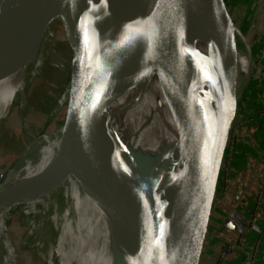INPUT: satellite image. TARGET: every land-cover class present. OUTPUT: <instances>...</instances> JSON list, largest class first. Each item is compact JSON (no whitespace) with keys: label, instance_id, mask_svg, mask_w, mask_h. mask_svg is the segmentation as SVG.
Returning <instances> with one entry per match:
<instances>
[{"label":"water","instance_id":"95a60500","mask_svg":"<svg viewBox=\"0 0 264 264\" xmlns=\"http://www.w3.org/2000/svg\"><path fill=\"white\" fill-rule=\"evenodd\" d=\"M9 1L0 0V29L6 31L0 34V67L10 62L5 74L32 57L28 68L33 53L41 50L57 22L71 52L69 79L61 95L66 90V99L59 110V122L64 123L62 144L54 164L25 190L27 197L54 190L74 171L97 203L108 210L114 227L109 240L117 262L210 264L241 106L235 26L224 0H134L136 18L131 36L120 51L110 43L123 20L122 0L99 11L91 8L90 0H35L31 28L22 39L23 48L14 56L11 46L21 37L18 29L15 33L6 30L17 8L6 10ZM93 1L96 7H103L98 0ZM193 26L207 31L206 58L187 47L185 31ZM156 68L173 98L183 141L144 154L149 156L145 162L147 219L140 235L129 237L124 231L125 211L139 153L124 146L111 124L98 113L103 93L95 91L94 82L125 71H133L139 81ZM202 83L210 87L200 94L196 85ZM50 212L51 208L45 215ZM47 219H41L43 226ZM35 220L39 221V216ZM222 224L234 230L227 217ZM31 230L28 220L5 230L8 260L23 250L34 235H30ZM98 240L96 233L92 252ZM83 242V238L63 241L60 264H87L83 255L85 249L90 250Z\"/></svg>","mask_w":264,"mask_h":264},{"label":"bare ground","instance_id":"6f19581e","mask_svg":"<svg viewBox=\"0 0 264 264\" xmlns=\"http://www.w3.org/2000/svg\"><path fill=\"white\" fill-rule=\"evenodd\" d=\"M90 1V6L94 11L103 10L105 7L111 8L118 2L121 3L120 0H98L103 6L98 8L93 0ZM122 2L123 20L111 36L110 43V47L116 51H120L131 36L132 21L136 18L135 11H137V4L134 0H122ZM15 7H17L16 15L6 29L10 33H15L17 29L20 32L19 37L21 38L16 43L13 41L11 46L15 48L12 50L13 56L24 46L22 39L28 35L31 28L35 0H10L6 10ZM5 32L4 28L0 29V34H5ZM236 35L238 37V34ZM185 36L187 47L200 57L206 58L207 31L193 26L185 31ZM238 38L243 43L242 37ZM40 52L39 49L33 53L32 62L37 59ZM31 59L32 57L8 74L4 72L9 66V61L0 67V123L23 93L27 76L26 65ZM236 66L240 72H245L248 67V60L240 51L236 53ZM209 87L207 83L196 85L200 94H203ZM94 88L96 92L103 93L98 113L111 124L124 146L131 152L139 153L129 189L124 222L125 234L129 237H136L137 234L140 235L139 231L142 227L145 228L147 219L145 172L149 156L144 154L149 155L150 152L157 151L161 147L183 141L179 117L159 68L154 69L139 81L135 79L133 71L101 78L94 82ZM64 95L59 98L46 122L48 126L56 124L57 127L50 134L36 137L17 158V167L9 173H3L0 177V264H20L21 262L18 256L8 260L11 258L8 255L9 245L5 237V230L13 226L16 217L20 216L22 220H28L32 224L30 235H36L49 222H53L54 225L59 222V233L48 253L47 264H60L63 241H67L68 238L74 240L83 238V243H86L90 250L87 252L85 249L83 255V261L87 264H120L111 250L109 236L114 234V227L109 219L108 210L106 206L102 208L97 203L74 171H70L54 190L38 197L20 196L16 199L18 201L7 206L19 194V191L22 190L21 194L30 188L54 164L64 133V123L58 122L59 108L66 99ZM20 198L22 199L19 200ZM106 199L108 202L111 199L110 191ZM50 208L52 212L45 215ZM37 216L40 218L39 221L35 220ZM42 218H48L47 221H49L44 226L41 223ZM37 228L40 229L37 230ZM96 233H99V240L95 252H92ZM78 258H76L77 261Z\"/></svg>","mask_w":264,"mask_h":264},{"label":"rangeland","instance_id":"374dc122","mask_svg":"<svg viewBox=\"0 0 264 264\" xmlns=\"http://www.w3.org/2000/svg\"><path fill=\"white\" fill-rule=\"evenodd\" d=\"M224 3L235 26L234 41L237 50L248 60L247 69L245 72H240L241 106L239 117L243 118V115L247 114L246 118L251 119V113L256 110L259 114L256 119L261 120L264 116V103L263 106L258 105L255 109L247 108L250 107V103H253L254 93L257 92L259 95L258 89L264 90V60L262 59L261 63L260 59V54L264 51V43L256 52L251 44L252 41L260 38L258 36H261L264 30V0H224ZM252 6L254 8L251 9ZM61 29L62 26L59 22L51 27V33L47 35L42 44L39 56L27 68L23 93L0 123V177L8 168H12V171L17 167V158L36 137L50 134L57 127L56 124L48 126L46 122L55 109L69 79L71 52L62 37ZM236 34L238 37H242L243 43ZM260 78L263 83L261 86H257ZM242 108H246V113H242ZM252 118L254 117L252 116ZM24 192L25 190L15 196L7 206L18 201L16 199L20 196L28 195V192ZM21 220V216L16 217L14 224ZM58 229L59 222L57 225L49 222L40 232L31 236L18 255L20 264H47L48 253L56 241Z\"/></svg>","mask_w":264,"mask_h":264},{"label":"crops","instance_id":"0c3cea01","mask_svg":"<svg viewBox=\"0 0 264 264\" xmlns=\"http://www.w3.org/2000/svg\"><path fill=\"white\" fill-rule=\"evenodd\" d=\"M241 110L242 113L247 111L246 108ZM251 115L256 114L252 112ZM263 129L264 124L259 127L248 120L236 139L229 179L211 242L210 264L217 261L219 264H264V199H259V193L264 194ZM234 208L254 221L256 227L247 228L241 236L224 227L222 222L226 214ZM225 243H233L235 247L220 258L219 252Z\"/></svg>","mask_w":264,"mask_h":264},{"label":"built area","instance_id":"2783aa9c","mask_svg":"<svg viewBox=\"0 0 264 264\" xmlns=\"http://www.w3.org/2000/svg\"><path fill=\"white\" fill-rule=\"evenodd\" d=\"M264 52V51H263ZM262 52V53H263ZM261 53V54H262ZM260 54V59H261V63L263 62L264 60V54L261 55ZM263 59V60H262ZM262 79H258V82H257V86L258 85H262ZM254 114L256 115H259L258 114V111L254 110ZM261 116V115H260ZM251 118V117H250ZM251 121V119L249 118H240L238 119V129H237V138L240 136L241 132H242V129L244 127V123L247 122V121ZM264 198V194L262 192L259 193V199H262ZM234 225V230L235 232L241 236L245 233V231L247 230V228H251V229H254L256 227L254 221H252L251 219L247 218L242 211H240L239 209L237 208H234L232 210H230L226 216ZM235 247V245L233 243H225L222 248H221V251L219 252V257H224L227 253V251L233 249ZM215 264H219V262L217 261Z\"/></svg>","mask_w":264,"mask_h":264},{"label":"trees","instance_id":"16d2710c","mask_svg":"<svg viewBox=\"0 0 264 264\" xmlns=\"http://www.w3.org/2000/svg\"><path fill=\"white\" fill-rule=\"evenodd\" d=\"M252 8H254V6H252L251 7V9ZM252 11V10H251ZM264 23V22H263ZM258 37H260L259 39H256V40H254L251 44H252V46H253V50L256 52V50H258V48L260 47V46H262L263 45V43H264V30H263V33L261 34V36H258ZM254 90H256L257 91V89H254ZM253 91V90H252ZM258 91H259V95H257V92L256 93H254V99H253V103H250V108H253V109H255V107H257L258 105H262L263 106V103H264V90L261 88V89H258ZM252 116L254 117V118H252ZM251 116V119H253V120H251L250 122H251V124L252 125H258L259 127H261V125L264 123V119H261V120H257L256 119V117H257V115H252Z\"/></svg>","mask_w":264,"mask_h":264}]
</instances>
